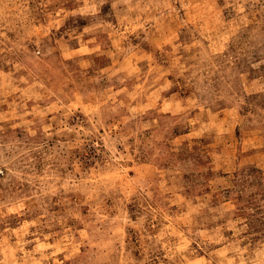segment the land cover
I'll list each match as a JSON object with an SVG mask.
<instances>
[{
	"label": "rangeland",
	"instance_id": "1",
	"mask_svg": "<svg viewBox=\"0 0 264 264\" xmlns=\"http://www.w3.org/2000/svg\"><path fill=\"white\" fill-rule=\"evenodd\" d=\"M0 264H264V0H0Z\"/></svg>",
	"mask_w": 264,
	"mask_h": 264
}]
</instances>
